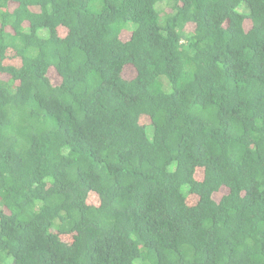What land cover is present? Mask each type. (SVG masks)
<instances>
[{"label": "trees", "instance_id": "trees-1", "mask_svg": "<svg viewBox=\"0 0 264 264\" xmlns=\"http://www.w3.org/2000/svg\"><path fill=\"white\" fill-rule=\"evenodd\" d=\"M0 264H264V0H0Z\"/></svg>", "mask_w": 264, "mask_h": 264}, {"label": "rangeland", "instance_id": "rangeland-1", "mask_svg": "<svg viewBox=\"0 0 264 264\" xmlns=\"http://www.w3.org/2000/svg\"><path fill=\"white\" fill-rule=\"evenodd\" d=\"M40 34H41V35H47V34H48L47 29H42V30L40 31Z\"/></svg>", "mask_w": 264, "mask_h": 264}]
</instances>
